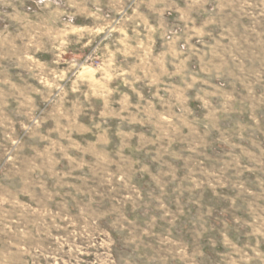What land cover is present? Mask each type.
Masks as SVG:
<instances>
[{
  "label": "rangeland",
  "instance_id": "374dc122",
  "mask_svg": "<svg viewBox=\"0 0 264 264\" xmlns=\"http://www.w3.org/2000/svg\"><path fill=\"white\" fill-rule=\"evenodd\" d=\"M172 1L186 109L147 91L103 124L74 88L100 58L37 65L67 0H0V264H264V0Z\"/></svg>",
  "mask_w": 264,
  "mask_h": 264
},
{
  "label": "crops",
  "instance_id": "0c3cea01",
  "mask_svg": "<svg viewBox=\"0 0 264 264\" xmlns=\"http://www.w3.org/2000/svg\"><path fill=\"white\" fill-rule=\"evenodd\" d=\"M132 1L67 0L66 4L54 7L52 15H42V22L37 24L41 30L36 32L37 39L50 38L52 42L51 53L48 46L47 51L37 50L36 61L41 70L49 67L46 59L49 55L52 64L57 65L55 58L61 52L56 53V47L65 43L68 65L58 63L57 72H70L71 60H81L92 52L100 58L101 66L80 72L74 88L87 91L86 94L103 105V124L108 120L128 119L122 115L134 113L132 108L140 101L152 104L147 97L149 91L168 104L178 102L184 109L188 104L187 87L183 85L188 77V33L181 36L173 33L174 23L168 12L175 11L172 7L175 2L141 0L132 5ZM182 75L185 80L177 79ZM164 85L169 86L166 90L169 96L161 93L165 91ZM166 97L169 100H164ZM135 117L132 120L139 122ZM133 125L129 124L131 131L123 130L122 135L133 136L137 128ZM105 142L109 138L104 131L97 143L91 145L95 150L99 146L102 151L103 145L98 143ZM252 260L255 259L246 262Z\"/></svg>",
  "mask_w": 264,
  "mask_h": 264
}]
</instances>
